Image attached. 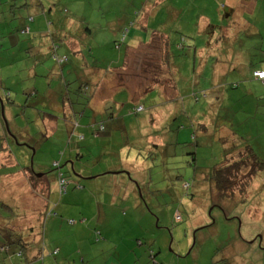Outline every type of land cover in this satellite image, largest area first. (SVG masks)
I'll list each match as a JSON object with an SVG mask.
<instances>
[{"label":"rangeland","instance_id":"374dc122","mask_svg":"<svg viewBox=\"0 0 264 264\" xmlns=\"http://www.w3.org/2000/svg\"><path fill=\"white\" fill-rule=\"evenodd\" d=\"M36 1L0 0V148L9 143L11 149L8 162L6 153H0V165L5 166L0 167V247L8 244L10 249L9 253L0 252V264H127L126 260L131 264H264V174L258 173L245 193L234 189L225 195L213 187L209 176L223 161L227 137L231 140L229 148L251 146L264 162V85L253 81L250 68L249 76L245 71L239 74L240 82L232 79L225 84V80L221 86L211 87L210 81L198 78L192 55L187 54L188 47L178 49L176 44L184 45V37L188 41L184 46L190 47L196 41L201 51L204 36L192 39L203 0H166L179 10L174 19L169 18L167 6L151 5L147 0H38L50 19L47 22L41 7L31 5ZM205 1V15H216L220 21L221 6L229 5L228 1L217 0L216 5ZM25 2L27 7L23 6ZM257 2L254 13L246 4L235 11L242 32L225 35L236 52H258L261 59L257 56L256 64L262 69L264 0ZM128 3L129 9L150 11L144 19L146 30L140 34L145 38H128L116 49V40L105 33L116 30L119 23L112 15L128 10L123 8ZM50 7L54 10L49 11ZM64 8L69 14H63ZM61 15L71 22L70 30L76 35L89 27L91 36L82 48H93L95 56L83 57L104 55L108 61H96L102 69L108 70L112 62L111 67H120L126 46L133 47L136 41L145 43L137 51L143 55L130 54L128 66L115 70L112 77L97 80L100 91L94 98L96 107L122 88L136 94L134 99H139L145 111L136 117V131L128 136L116 130L105 137L102 133H95V139L85 137V142H81L83 155L88 151L85 146L95 143L97 147L91 154L99 160L84 170L79 161L73 160V170L65 163L67 141L54 144L58 136H49L48 131L55 124L47 122L43 128L37 114H53L49 105L42 106L40 102L47 96L44 91L49 85L54 90L59 86L62 69L70 85L62 80L61 96L67 97L68 104L74 101L78 114L85 109L92 112L88 102L94 95L91 92L95 76L91 78L86 66L70 71L68 65H59L47 47L31 51L30 56L20 47L25 44L27 48L31 38L29 33L19 31L20 26L31 25L34 35L37 24L44 32L46 25L51 27L55 16ZM31 17L35 18L34 23L28 22ZM57 22L66 24L64 20ZM128 29L131 34L139 31L137 24ZM153 31L161 33L153 35ZM102 35L104 38H100ZM165 36L169 38V67L162 62L163 46H157L165 42ZM233 36H239L235 44ZM66 38L61 41L62 46H56L57 57L64 55ZM39 40L42 38L36 39ZM204 52L201 56L206 61L208 55ZM66 56L69 65L74 62V56ZM225 60L221 59V67L228 66L224 65ZM170 72L177 92L169 81L164 84ZM78 77L84 78L80 81ZM80 82L84 85L82 91ZM2 89L11 93L9 103ZM132 108L126 109L129 112L123 110V114H131L125 123L135 119ZM87 122L89 118H83L78 124L83 128ZM148 139L160 145V154L149 157L145 150H137ZM40 147L43 153L33 156ZM111 150L115 154L110 155ZM60 151L64 152L61 159ZM193 153L194 165L190 164ZM39 160H44L45 166L39 167ZM58 161L62 162L61 172L67 181L79 183L82 189L70 183L67 191L59 194L57 174L51 171ZM87 162L93 161L84 160L85 165ZM104 164L123 173L94 177L92 172L105 173ZM22 169L43 175L36 190ZM76 173L80 176H74ZM19 251H23L22 258Z\"/></svg>","mask_w":264,"mask_h":264},{"label":"crops","instance_id":"0c3cea01","mask_svg":"<svg viewBox=\"0 0 264 264\" xmlns=\"http://www.w3.org/2000/svg\"><path fill=\"white\" fill-rule=\"evenodd\" d=\"M147 1L150 2L151 5L155 4V6H157V5H160L162 3L164 6H167L166 11L168 12V16L171 19L177 18L180 14L179 10L175 9L173 6H169L166 3V0H163V2H162V0H155L154 2H152V0H147ZM235 2H236V0H228V3H229L228 6L233 7L235 5ZM26 3L27 2H25V4ZM145 4H146V6L149 5L148 3H145ZM31 5H33V6L39 5L38 7H41V9H40L41 12L45 13L44 8H42V5L38 2V0L36 2H32ZM249 6L254 8L255 7L254 1H252V4ZM53 10H54V8L50 7L49 11H53ZM133 10L134 11H132V13L129 12L130 10H125L122 12H114L112 15V18L116 19V21L119 23V25H121L124 23V19L130 18V19L134 20V17H136L139 14L140 16L138 17V21L140 24L144 25L146 23L147 17H149L148 12H150V11L147 10V11L143 12L142 9L141 10L139 9L138 10L139 13H135L137 9L135 8ZM58 11H59V13L61 12L60 10H58ZM251 11L254 12V10H251ZM45 15H46V22L48 20L50 21V19L48 18L46 13H45ZM212 18L208 15H205V13L203 14V16L200 17L199 23H198V24H201L199 33L203 32L207 28V26H209V25L212 26L213 32H212V34H208V35L204 36L205 41L201 47V51H198L199 48L197 49L196 41H195L192 46L188 47V50H189L188 53L193 52L194 53L193 55H195L194 56L195 60H193V64H194L193 68L196 70V72H198V71L204 72V75H202L203 80L210 81L209 83L212 85L211 87H214V86H221L225 80L228 81V82H224L225 84L230 83L229 81H230V79L233 78L232 77L233 75H230L228 73V68L230 67L229 64H228V66H224L223 72H221V71H218L217 65L213 64V62L211 61L213 58L211 60L206 59V61H204V57L201 56V53L204 50L212 47V45L210 44L211 41L218 38V37L215 38L216 29H214V27L218 26L219 20L218 21L216 20L217 19L216 16H212ZM224 18H225V16H224ZM31 19L32 20H30V21L28 20V22L34 23L35 18L31 17ZM144 19H146V20H144ZM59 20H64L66 24L64 26H62L63 25L62 23H61V25H57L58 24L57 21H59ZM223 20H224L223 17H221L220 22ZM110 21H107V23H110ZM50 25H52V24H50ZM46 26H47V29L43 32V31H40L41 30L40 26L37 24V28H36L37 31L35 30L36 32L34 35L32 33L34 31H32L31 25L29 27H27V25L20 26L21 31L28 30V31H26L27 34L29 33V36H31V38L28 40L27 48H25V44H21L20 47H23L24 49H28V50H30V52L37 50V49L41 50V49H44L45 47H47L48 49H50L49 50L50 55L54 56L55 54H57L56 53L57 52L56 46L57 45L60 46L61 41H64L65 39H67L66 37H68V40L66 41L67 48L66 49L63 47L62 48H63L64 54L74 56L73 59L71 60L74 62H70V65H69V63H68L69 60H67V62L64 64L69 66L70 71H72L76 67H79V69H82L84 66H86L85 67L86 70L91 71V73H90L91 78L93 77V75L95 76V78H92L93 79L92 86L94 87V89L91 92L92 94L94 93V95H92V98L88 102L89 103L88 106H91L93 108V111L88 112L84 108L85 111L84 112L82 111L81 113L78 114L77 111L75 110L76 108L74 105V101L70 100V103H72V105L66 103L67 97L61 96V92H62L61 82H62V80H65V82L67 83L66 84L67 86L70 85V83H68L67 79L64 78V71L65 70L62 69L61 70L62 77L58 79V81L60 82L59 86H57L54 90V89H50V85H49L47 90L44 91V94H47V96L42 97V100L40 102L42 104V106L48 107V105H49L50 108L53 110L52 111L53 114L44 113V114H37V116H38V119L40 120L41 124L43 125V128H45L47 122H52L55 124L54 128L51 126L52 130L48 131L49 136H53V137L58 136L57 139L55 140L56 143H54V144H57V143L60 144L62 139H63V144H65L66 141H68V143L69 142L71 143V148H69L68 150L65 151V156L67 157V160L65 162L66 164H69V166L71 164L73 165L72 162L74 160V152H76L78 150L79 155H80L79 158L81 160L91 159V161H93V162H87V167H90L91 164H93L97 160H99L98 158L95 157L96 155L93 156L91 154V152L94 151L97 146L95 145V143L91 144V147L89 145L85 146V148L88 149V151L86 152L87 153V155H86L87 158H86V156L83 155L82 150H81V148H82L81 142H85V137L89 138L90 136H92L94 138L91 127H93L98 122L105 123L104 120H106V118L110 119V117H111V118H113V121L111 123H116V127L113 129H110L108 132H114V131L119 129V131L123 132L125 134V136H128L130 133L132 135H134V132L136 131L134 129V126H135L136 117H138V115L136 117L134 116L135 119L125 123V120L128 119V117H127L128 114L127 113L123 114V110L126 111V109L129 108V106L136 107V104L139 106H142L139 104V99H134L136 94H132L131 92H129L127 90L125 91V89L122 88L114 96H110L106 100H102V101H105L104 103H102V101H99L98 105H96V107H95L94 98L97 95V92L100 91V83H98L97 80H100V79L103 80L107 77H112L113 74L115 73V70L121 71L122 70L121 68L124 65L128 66V63H126L127 62L126 60L129 58V55L130 54L137 55L138 54L137 51H140V47H145V43H142L141 41H139V42L136 41L133 47L126 46L123 59H121L122 60L121 66L120 67H111L114 64V62L111 61L112 62L111 65L109 66L108 70H106V69H102L101 67L98 66V64H96V61L98 59L107 60V58L104 57V55L96 56L93 60L90 58L88 59L86 57H83V55L88 54L89 51H90V54H88V55L90 56L92 53V50H93V48H90V49L85 51L82 48V45L87 44L89 41L88 38L91 36V32L89 30V27L85 28V30L81 31L78 35H76L75 33H73L70 30L71 22L65 18H62V15L61 16H55L54 25H52L50 27L49 23H48ZM45 32H46V34L44 36ZM142 33H143V31H137L136 34H131V32L127 33V36H125L124 43L127 41L128 38L131 40L141 39V38L144 39L145 37L140 35ZM199 33H195V34H197V35H194L195 39H196V36L200 37ZM105 34H109L108 35L109 39H111L113 36L114 37L113 40L118 39V35H119V34H117V36H116V34H114L113 32H109V33H105ZM87 35H88V37H87ZM51 36H53V37H51ZM45 37H46V39H45ZM37 38H42V40L36 41ZM100 38H104V35H102ZM164 38H167V37L165 36ZM43 39H45V41H43ZM82 40H85V42H82ZM262 42H263V38H262ZM59 46H58V48H59ZM157 46H161V43H159ZM24 49H23V51H25V55H26L27 51ZM118 49H120V47ZM212 49L214 50V48H212ZM146 50H144V51H146ZM138 55H143V53H140ZM238 56H240V54H238ZM224 63H228V59L225 60ZM112 71H113V73H112ZM206 72H207V74H206ZM51 74L52 73H50L48 76H51ZM56 74H57V72H56ZM83 78L84 77H78V80L81 81V80H83ZM51 80L53 81L54 79L52 78ZM253 81L257 82V80H254V79H253ZM49 84H52V82L50 81ZM34 85H35V83L33 84V86ZM262 85H264V83H262ZM79 86H80V91H82L83 84L81 82L79 83ZM59 89H60V91H59ZM57 91H59V92L57 93ZM122 91H123V93H122ZM4 93H5V91H4ZM67 93H69V92L67 91ZM34 95H36V94L34 93ZM122 95H124V97H125L123 100L121 98ZM68 96H69V94H68ZM118 98L121 99V104H119ZM15 102H17L16 98H15ZM129 103H132V104H129ZM15 104H17V103H15ZM15 104H14V106H16ZM108 106L113 108L112 114H104V110L107 109ZM144 112L145 111L138 113V114H142ZM83 118H89V122L85 123L83 125V128H82L81 125L78 123ZM139 131H140V129H139ZM71 133H73L72 134L73 136L71 138H69ZM107 133L103 134L102 137H105L107 135ZM135 136H136V134H135ZM109 138H112V135ZM108 143H106L104 146H106ZM131 143H134V142H131ZM9 146H10V144H8L7 151L4 152V153H6L5 155L7 156V159L5 160L7 162H8V160L11 159V153L9 152V149H10ZM75 147H77V149H75ZM106 147L108 148V146H106ZM144 148L147 149L146 143L140 144L139 147L137 148V150H139V149L144 150ZM103 149H104L103 147L100 149L101 154L103 152ZM42 151L43 150L41 147L38 149H35L33 151V156H36L38 154L43 153ZM111 152H114V151L113 150L109 151L110 155H111ZM114 154H115V152H114ZM99 162L100 163H98V165L101 164L103 162V160H101ZM38 164H39V167L45 166L44 160H39ZM95 164H97V163H95ZM104 166L106 167L105 170L103 171V172H105V173H103L104 175L105 174L116 175V173H118V174L123 173V172H117L115 169L107 167L106 164H104ZM51 168H52V166H51ZM83 172H85V171H83ZM86 172L88 173V172H90V170H87ZM91 174L94 175V177H96V178L99 175H102L101 173L95 174L93 172ZM92 175H87V176L92 177ZM32 260H35V259L32 258ZM126 262H127V264H131L130 260H126Z\"/></svg>","mask_w":264,"mask_h":264},{"label":"trees","instance_id":"16d2710c","mask_svg":"<svg viewBox=\"0 0 264 264\" xmlns=\"http://www.w3.org/2000/svg\"><path fill=\"white\" fill-rule=\"evenodd\" d=\"M154 1L152 0V2H154ZM200 1H202V0H200ZM209 1L211 2V4L216 5L217 0H209ZM252 1H254L255 7L253 8V7L249 6V8L251 10L255 11L256 8H257V5H258L257 0H236L235 5L232 8L229 7L228 5H225L226 3L221 6V8L223 9V16L222 17H223L224 20L220 22V21H218L219 17H217L216 20L219 22V24H218V26L214 27V29H216L215 38L216 37H218V38L212 40L211 43H210L212 45V47L207 48L205 50V52H204V53H207L208 58L210 56H211V59L213 58L211 61L213 62V64L217 65L218 71H221V72H223V67H221V66H223V63L221 62V59H223L224 57L226 58V60L228 59V63H226L227 65L229 64V66H230L228 68V73L230 75H233L232 79H235V82H240L239 74L241 72H243V71L247 72V76H249V74H248L249 68H250V76L254 80H256L254 74L256 72H258V71L264 70V52L262 50L260 51L261 52L260 55H262V63H263V68L261 69V68H258L257 67L258 64H256L257 56H259L258 52L251 53V52H248V49L244 50V54L243 53L240 54L239 51L236 52V50L234 49V45H231L230 43H228L229 40H230L229 37H227L225 35V33H227V34H237V32H242V30H243L241 28L242 25H238L236 23L239 20V17L235 15V11L236 10L238 11V8L240 6H243L244 4L251 5ZM117 3H119V2H117ZM114 4H116V3L114 2ZM129 4H131V3H128L123 8H125V9L128 8ZM25 5H26V7L28 6L27 3L24 4V6ZM206 5H208V4H206L205 0H203V3L199 5V8L201 10L199 12V14H198L199 19H200L201 16H203V14H204L203 9L207 8ZM128 10H130L129 11L130 13H132V11H134L133 9H129V8H128ZM64 13L65 14H69L68 9L64 8L63 9V14ZM135 13H139V11L136 10ZM139 16L140 15L138 14L136 17H134V20H132L130 18L124 19V23L119 25L118 27H116V30L113 31V33L116 34V36H117V34H119L118 35V39H115L116 41H114L115 42L114 45H115L116 49H118L120 47V45L124 43L125 36H127V33L131 32L128 29L129 26L135 27V25L137 24V30H139V31H145L146 30L145 25H142V24L139 23V21H138V17ZM209 16L212 18V15H209ZM224 16H225V18H224ZM199 19H197V21H196V26L198 27L196 33H199V31H200L199 27H200L201 24H198L199 23ZM30 20H32V19L29 18V21ZM138 24H140V28L138 27ZM209 26H207V28L203 32L199 33L200 37L208 35V34H212L213 28H212V26H210V27ZM19 31H21V30H19ZM26 31H28V30H26ZM26 31L23 30L21 32H26ZM160 33L161 32H159V31H153V35L160 34ZM194 35H197V34H194ZM180 36H183V35H180ZM111 39H114V37L112 36ZM181 39H182L181 42L184 43V45L188 44V41L186 40V38L181 37ZM194 39L195 38H193L192 40H194ZM238 39H239V36H236V37L233 36L232 40L234 41V44L238 41ZM164 41L165 42L161 44V47L163 46L162 47V51H163V54H164V61L162 60V62H164V64L169 67V63H170L169 38L167 37L166 39H164ZM184 45L177 43L176 47H178V49H184L185 47H189L188 45H186V46H184ZM212 48H214V50ZM24 50L27 51L26 56H30V53H29L30 50H28V49H24ZM229 50H232V51H229ZM88 54H90V51H89ZM187 54L188 55H192L193 60H195V57H194L195 55H193L194 54L193 52H190V53H187ZM238 54H240V56H238ZM90 56H94V55L91 53ZM53 57L57 60V63L59 65H63L64 63L67 62V60H69L68 57L66 56V54H64L62 57H57L56 54H55ZM94 58L95 57H90V59H92V60ZM260 59H261V57H260ZM224 65H225V63H224ZM193 66H194V64H193ZM193 71H196V70L193 68ZM237 72H239V73H237ZM197 73L199 75L198 78L203 80V76L202 75H204V72L198 71ZM206 74H207V72H206ZM246 77L243 78V79H246ZM232 79H230V80H232ZM168 81L171 83V84L170 83L169 84L172 85V89L175 92H177V89L174 88L175 84H174V76H173L172 72H170V78L168 80L165 79L164 80L165 83L164 82L163 83L166 84V83H168ZM257 82L260 83V84L264 83V82L258 81V80H257ZM232 84L235 85V87L238 85L236 83H232ZM82 88H84V85H83ZM212 90H214V89H212ZM4 91H5L4 94L7 97L6 99H7L8 103H9V101H10L9 98L11 97V93L8 90H4ZM66 100H68V99H66ZM69 104L72 105V103H69ZM25 106L26 105H24V107ZM138 107H141L142 112L144 110L143 106H139V105H136V107L133 106L132 114H135L134 115L135 117L138 115V113H141V112L137 111ZM112 111H113V108L108 106V108L104 110V114H112ZM126 112H129V110L126 111ZM128 115L131 116V114H128ZM104 121H105V123L98 122L93 127H91L93 135L95 133L105 134L110 129H113V128L116 127V123H111L113 121V118H111V117H110V119L106 118V120H104ZM72 134L73 133H71L69 138H71L73 136ZM136 136H138V134H136ZM142 138H143V136L140 137L141 141H142ZM140 139H138V141ZM230 141L231 140H229V138L227 137L226 140H225L226 147H225V149H223V151L225 153V156L223 157V161L221 162V165H219L216 169H214L210 173V175H209L210 176V182L213 183V187L216 188V190L218 192L222 193V191H224L222 193L224 195H225L226 192H228V190L232 191L234 189H235L236 193L238 191H240V193L243 194V193L246 192V188H247L248 184L257 176L258 173L264 174V162L258 159V156L256 155L254 149L251 146L250 147H245V148H240L239 147V148L233 149V148H229L227 146L228 142H230ZM15 142L18 143L17 140H15ZM163 142H164V139L161 140V144ZM225 142H223V143H225ZM143 143H146V148L147 149L144 148V150L147 153L150 154L149 157H151L152 155H155V154H160L159 153L160 145H158L156 143H153L151 141V139L145 140V141H143ZM8 144L9 143H7V145ZM69 148H71V143L70 142L68 143V141H67V144L65 146V150H68ZM7 149H8L7 147L6 148L1 147L0 148V153L7 151ZM75 149H77V147H75ZM63 156H64V152L60 151V157L59 158L61 159ZM79 156L80 155H79L78 150L76 152H74V160L75 161L78 160L80 162V166L83 167V170H84L87 167V164L85 165L84 164V160H81L79 158ZM190 159H191L190 160V164L194 165L195 162H196L195 153L192 154V157H190ZM72 163H73V165L71 164L70 166H71V169L73 170L74 169V162H72ZM0 167L4 168L5 166L4 165H0ZM61 168H62V162L58 161V163H54L53 164V166L51 168V171H54V173L57 174V179L55 178L56 179V184H57V189L59 191V194L62 195V194H64L67 191V186L70 183H72V182H68L67 181V179L64 177V174L61 172ZM21 171L23 173H27L26 177L28 179V182H30L31 188L36 190L37 186L40 185L41 180L37 177L36 174H34V172H33V174H32V172L29 174V172H28L29 169H22ZM102 175H104V174H102ZM74 176L79 177L80 173H76V174H74ZM61 179H64L65 182H66V184L64 186L65 188L63 189L64 190L63 192L61 191L60 185H59ZM72 184H73L74 187H76L78 189H82V187H80L79 183L76 182V183H72ZM185 185L187 187H189L188 184L185 183ZM16 242H19V241H16ZM19 243H20V245H22V242H19ZM9 250L10 249H9V245L8 244L7 245H2L0 247V252H2V253H9ZM18 256H20V258H22L23 251H19Z\"/></svg>","mask_w":264,"mask_h":264},{"label":"built area","instance_id":"2783aa9c","mask_svg":"<svg viewBox=\"0 0 264 264\" xmlns=\"http://www.w3.org/2000/svg\"><path fill=\"white\" fill-rule=\"evenodd\" d=\"M254 76H255L256 80L264 82V70L256 72L254 74ZM65 184H66L65 180L61 179L60 180V189H61L62 192L64 191L63 189L65 188L64 187ZM177 219H178V217H177Z\"/></svg>","mask_w":264,"mask_h":264},{"label":"clouds","instance_id":"9594fccd","mask_svg":"<svg viewBox=\"0 0 264 264\" xmlns=\"http://www.w3.org/2000/svg\"><path fill=\"white\" fill-rule=\"evenodd\" d=\"M139 110H141V107H138V108H137V111H139Z\"/></svg>","mask_w":264,"mask_h":264},{"label":"water","instance_id":"95a60500","mask_svg":"<svg viewBox=\"0 0 264 264\" xmlns=\"http://www.w3.org/2000/svg\"><path fill=\"white\" fill-rule=\"evenodd\" d=\"M7 128V127H6ZM7 130H8V128H7ZM37 177L39 178V177H41V175H37Z\"/></svg>","mask_w":264,"mask_h":264}]
</instances>
